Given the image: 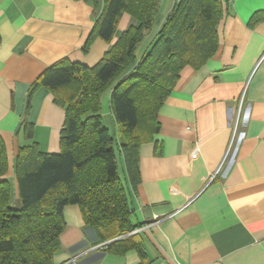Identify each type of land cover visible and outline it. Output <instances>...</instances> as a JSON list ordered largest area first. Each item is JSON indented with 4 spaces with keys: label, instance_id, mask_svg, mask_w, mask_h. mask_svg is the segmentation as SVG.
<instances>
[{
    "label": "crops",
    "instance_id": "obj_1",
    "mask_svg": "<svg viewBox=\"0 0 264 264\" xmlns=\"http://www.w3.org/2000/svg\"><path fill=\"white\" fill-rule=\"evenodd\" d=\"M96 1L0 0V136L15 209L21 207L16 159L29 144L21 123L34 125L33 141L43 152L58 154L66 115L45 88L27 111L31 86L61 60L94 67L136 24L123 15L113 42L96 39L85 53L105 0ZM175 2L161 1L162 19ZM222 2L217 52L198 70L186 67L160 109L159 133L140 147L141 182L135 189L125 169L120 175L146 258L135 250L106 253L79 207L68 206L55 264H264V18L250 25L264 16V0ZM158 31L157 24L137 59ZM110 101L108 92L103 114L112 115Z\"/></svg>",
    "mask_w": 264,
    "mask_h": 264
},
{
    "label": "trees",
    "instance_id": "obj_2",
    "mask_svg": "<svg viewBox=\"0 0 264 264\" xmlns=\"http://www.w3.org/2000/svg\"><path fill=\"white\" fill-rule=\"evenodd\" d=\"M161 1L105 0L85 53L96 39L111 44L123 15L133 17L136 24L119 36L94 67L61 60L31 86L27 111L34 94L45 88L66 115L59 154L43 152L33 141L34 125L27 119L21 123L29 144L19 149L16 159L18 209L10 205L12 186L5 178L8 154L0 136V264H55L68 206L79 207L86 227L106 253L125 255L135 250L146 258L143 241L131 221L133 211L117 154L136 189L141 182L140 147L159 133V111L183 70L202 68L217 52L224 12L222 0H182L179 5L176 0L162 19ZM263 18L256 15L250 25ZM157 24L156 38L137 59L140 45ZM108 92L117 137L103 126L102 98Z\"/></svg>",
    "mask_w": 264,
    "mask_h": 264
},
{
    "label": "rangeland",
    "instance_id": "obj_3",
    "mask_svg": "<svg viewBox=\"0 0 264 264\" xmlns=\"http://www.w3.org/2000/svg\"><path fill=\"white\" fill-rule=\"evenodd\" d=\"M102 118H103L102 119L103 120V126L111 132L113 137H117L118 129H117V125H116V122L114 120V117L112 115H107L105 112L103 114V112H102ZM117 158H118V165H119V173H120L121 177L123 178L124 175H123L122 169H125L124 160L120 156V154H117ZM125 172H126V170H125Z\"/></svg>",
    "mask_w": 264,
    "mask_h": 264
},
{
    "label": "built area",
    "instance_id": "obj_4",
    "mask_svg": "<svg viewBox=\"0 0 264 264\" xmlns=\"http://www.w3.org/2000/svg\"><path fill=\"white\" fill-rule=\"evenodd\" d=\"M238 123H239V113L237 114V116H236V118L234 119V122H233V139H234V136H235V134L237 132Z\"/></svg>",
    "mask_w": 264,
    "mask_h": 264
},
{
    "label": "water",
    "instance_id": "obj_5",
    "mask_svg": "<svg viewBox=\"0 0 264 264\" xmlns=\"http://www.w3.org/2000/svg\"><path fill=\"white\" fill-rule=\"evenodd\" d=\"M182 0H177V4L179 5L181 3Z\"/></svg>",
    "mask_w": 264,
    "mask_h": 264
}]
</instances>
